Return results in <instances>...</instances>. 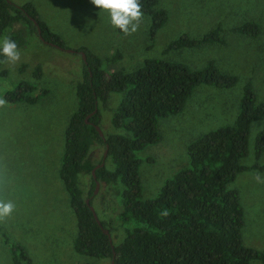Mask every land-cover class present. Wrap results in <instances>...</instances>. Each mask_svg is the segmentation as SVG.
<instances>
[{"label": "rangeland", "instance_id": "374dc122", "mask_svg": "<svg viewBox=\"0 0 264 264\" xmlns=\"http://www.w3.org/2000/svg\"><path fill=\"white\" fill-rule=\"evenodd\" d=\"M10 2H30L39 19L60 36L63 46H49L31 35L20 49L21 59L1 66L6 75L0 77V99L5 90L20 80L34 85L32 94L40 89L46 92L32 104L0 106V200L14 204L11 215L0 220V231L10 240L4 244L0 234V264H12L8 246L14 242L25 248L31 264H110V258L73 251L75 219L57 176L62 131L76 106L74 88L83 62L79 48H86L99 58L118 50L120 58L112 68L125 72L137 68L145 58L157 57L182 63L190 70L201 69L211 61L220 71L237 77L228 88L199 84L178 113L157 119L160 139L136 152L141 196L151 198L166 178L188 165L185 146L189 141L209 129L233 122L245 83L249 82L256 102L264 99V0H156V8L164 10L166 18L152 38L146 14L139 30L126 36L111 25L108 12L98 9L90 0ZM244 21L257 24L256 35L231 31ZM216 25L221 29L223 44L164 50L180 34L197 38ZM36 65L41 70L38 78L31 75ZM120 97L121 93H109L105 107H99L98 126L102 133L125 134L109 122ZM263 126L264 115L250 123L247 154L241 164L253 162L254 136ZM102 152L103 146L94 142L88 152L91 162L98 163ZM257 162L264 164V151ZM104 164L109 167L107 160ZM256 174L264 181V170H246L238 173L228 187L237 190L243 209L242 244L264 250V182L257 181ZM82 181L86 190L88 175ZM120 188L119 183L108 186L98 182L95 193L85 198L97 219L110 228L113 245L124 236V227L118 220L119 197L113 192ZM249 264L260 262L250 260Z\"/></svg>", "mask_w": 264, "mask_h": 264}, {"label": "trees", "instance_id": "16d2710c", "mask_svg": "<svg viewBox=\"0 0 264 264\" xmlns=\"http://www.w3.org/2000/svg\"><path fill=\"white\" fill-rule=\"evenodd\" d=\"M140 4L150 19L148 33L152 38L164 23L166 13L156 8V0H140ZM37 31L45 41L63 46L60 36L39 19L30 2L15 5L10 0H0V42L7 36L21 49L31 35L37 37ZM116 31L121 32L117 28ZM231 31L252 37L258 27L253 21H244ZM220 33L218 25L197 38L183 33L164 50L223 44ZM79 50L84 52L85 63L82 62L81 76L74 88L75 109L62 131L57 170L75 219L73 251L100 259L111 258L113 253V264H249L250 260L264 264V250L242 244L243 209L237 190L228 187L240 172L264 170V164L257 162L264 151V126L254 136L253 162L240 163L247 154L250 123L264 115V99L256 102L249 82L245 83L233 122L209 129L189 141L185 146L188 165L166 178L153 197L142 198L136 152L160 139L157 119L178 113L199 84L228 88L237 77L220 71L211 61L201 69L190 70L182 63L157 57L145 58L137 68L125 72L112 68L120 58L118 50L105 58L83 47ZM5 60L0 55V77L6 75L1 67ZM40 74V66L36 65L31 75L38 78ZM33 90V84L20 80L5 90L1 99L7 104H32L46 92L40 89L32 94ZM113 92L121 93V97L109 122L125 134L103 133L102 140L93 124L98 125L99 107H105L108 94ZM94 109L88 123L84 122ZM94 142L103 149L106 145L103 164L94 169L95 180L121 186L113 191L119 197L118 220L124 227V236L117 245L102 233L85 203L94 188L90 171L95 163L88 154ZM84 175L89 177L86 190ZM99 222L110 231L104 221ZM0 234L2 242L8 244L9 238L1 231ZM8 252L12 264H31L22 245L14 242L8 246Z\"/></svg>", "mask_w": 264, "mask_h": 264}, {"label": "clouds", "instance_id": "9594fccd", "mask_svg": "<svg viewBox=\"0 0 264 264\" xmlns=\"http://www.w3.org/2000/svg\"><path fill=\"white\" fill-rule=\"evenodd\" d=\"M90 2L98 9L108 12L111 25L126 36L139 30L144 16L140 0H90ZM0 55L6 58V63L11 64H15L21 59V51L17 43L7 36L0 42ZM5 103L4 99H0V106ZM254 178L259 182H264L261 181L259 174H256ZM13 210L12 202L0 200V220L9 217Z\"/></svg>", "mask_w": 264, "mask_h": 264}, {"label": "water", "instance_id": "95a60500", "mask_svg": "<svg viewBox=\"0 0 264 264\" xmlns=\"http://www.w3.org/2000/svg\"><path fill=\"white\" fill-rule=\"evenodd\" d=\"M7 1L9 2V0H7ZM29 19L35 24V20H34L33 18L30 17ZM37 38L40 40V42H42V43H44V44H47V45H49V46L56 47V48H59V49L61 48V47L57 46L56 44H53V43H50V42L45 41V40L41 37L39 31H37ZM64 50H65L66 52H72V50H70V49H64ZM79 53H80V55H81V58H82L83 62L85 63V55H84V52H83V51H80ZM95 110H96V109H94L92 112L88 113V114L85 116V118H84V122L88 123L87 118H88L92 113H94ZM93 127H94V129L97 131V133H98V135L101 137V139L103 140V139H104V137H103V133H102V131L100 130L99 126H98L97 124H93ZM105 155H106V145H105V147H104V149H103V152H102L101 161H100L99 163L95 164L94 167H93V168L91 169V171H90L91 176H92V178L94 179L93 193H95V191H96V189H97V186H98V181L95 180V176H94V169H95L96 167L101 166V165L103 164V160H104V158H105ZM85 203H86L87 207L89 208V210L91 211L92 216H93L95 222L97 223V225H99V227H100L102 233H104L105 235H107V237H108V239H109V241H110V235H109L108 230H107L106 228H103V227H102V225L100 224L99 220L97 219V217H96V215H95V213H94V211H93V208L91 207V205L88 204V200H87V199H85ZM112 258H113V253H112V257L110 258V264H113Z\"/></svg>", "mask_w": 264, "mask_h": 264}, {"label": "crops", "instance_id": "0c3cea01", "mask_svg": "<svg viewBox=\"0 0 264 264\" xmlns=\"http://www.w3.org/2000/svg\"><path fill=\"white\" fill-rule=\"evenodd\" d=\"M243 227V226H242Z\"/></svg>", "mask_w": 264, "mask_h": 264}]
</instances>
